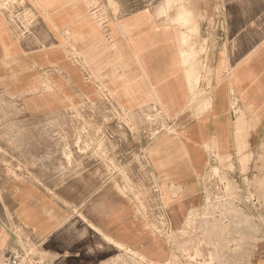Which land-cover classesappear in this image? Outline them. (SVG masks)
<instances>
[{
	"label": "crops",
	"instance_id": "1",
	"mask_svg": "<svg viewBox=\"0 0 264 264\" xmlns=\"http://www.w3.org/2000/svg\"><path fill=\"white\" fill-rule=\"evenodd\" d=\"M20 1L19 4H26L35 18H26L24 8L23 14H19L21 17L17 15L14 20L0 8V86H12L14 96L33 113L62 112L74 102L97 100L101 88L106 92L105 99H111L118 108L138 111L157 102L168 110L172 119L190 117L183 126L188 133L187 138H183V153L165 159V154L150 156L148 152L149 164L160 189L161 185H166L171 194L177 188L183 190L182 196L187 203L183 223L174 227L166 211L173 230L184 233L192 229L189 237L202 230L190 227L189 218L193 210H201L204 204V177H208L209 168L217 161L210 145L216 144L219 154L231 155L233 169L241 181L245 178L238 199L244 211L249 212L251 221L238 236L252 243V264H264V0L193 2L199 10L197 13L205 20L203 33H210L212 42L209 45L211 77L208 88L212 107L200 116L189 112L190 108L176 114L188 106L191 92L186 67L178 51V29L174 25L163 26L158 23V17L147 10L125 15L100 14L90 7L88 0ZM198 69V90H205V73L200 67ZM32 86L38 91L25 93ZM241 114L246 124L238 129L235 121ZM239 147L246 148L249 161L246 172H242ZM87 171L61 176L86 182L84 189L70 188L69 196L91 194ZM21 188L23 190L15 195L53 196V192L40 193L37 188H25V185ZM55 195L67 196V193L59 190ZM245 195L256 196L259 202H246ZM192 203L195 206L188 208ZM51 213L48 206L25 202V209L18 211L25 235L36 240L39 258L55 254L58 255L56 259L64 256L71 262L75 258L73 264H78L79 231L78 223L73 222L77 220L70 213V227H64L67 223H57ZM132 214L135 215L134 206L129 207L123 225L122 218L118 219V228L122 230L123 226L126 235V239H122L111 231L110 224L104 225V218L111 220V216L103 212V223L96 227L101 230L104 241L112 239L125 246H135L139 255L149 261L147 264H172L174 243L168 236L156 234L142 239L150 228L145 221L136 225ZM92 225L87 222L85 230H94ZM135 234L142 239L138 243L140 248L131 245L127 238ZM12 237L6 235L0 222V257L3 253L12 255L15 250ZM235 238L231 241H238ZM219 239L223 242L224 238ZM198 240L201 255L194 248L190 257L197 255L207 259L212 248L208 242L202 244V236L198 235ZM219 246L220 252L224 250ZM92 250L88 245L81 250L80 264H94ZM11 255L5 257L6 261ZM110 260L108 257L98 264H111ZM25 264L33 263L25 261Z\"/></svg>",
	"mask_w": 264,
	"mask_h": 264
},
{
	"label": "rangeland",
	"instance_id": "2",
	"mask_svg": "<svg viewBox=\"0 0 264 264\" xmlns=\"http://www.w3.org/2000/svg\"><path fill=\"white\" fill-rule=\"evenodd\" d=\"M195 1L88 0L90 7L100 14L125 15L147 10L154 13L160 20L158 23H162L163 26L169 24L182 28L176 22L179 11L186 10L192 15L194 23H197L199 28V34L194 36L191 42L194 43L197 51L194 53L193 67L196 66L195 70L200 67V70L205 73L203 78L207 82V88L198 90L199 76L196 71V77H198L195 89L199 95L193 98L194 93L190 90L188 106L181 108L182 110L177 111L176 114L184 113L190 108L189 112L193 111L195 116H200L212 107V97L208 89L211 77L209 49L211 34L203 33L205 30L202 27L205 20L197 13L199 10L193 3ZM19 2L22 1L0 0V8L14 20H17V15L23 14L24 8L26 18H35L32 12L29 13L28 6ZM169 21L173 22L169 23ZM11 88L12 86H0V222L7 236H13L12 230L17 233L19 240L15 239V243L13 242L15 247L25 248V226L20 222L18 211L25 209L26 202L29 205L48 206V210L57 219V223H67L64 227H70L68 221L70 213L75 217L77 221H72L78 223V252L80 253L77 259L78 264H80L81 250L86 245L93 248L94 264L108 257L111 259V264L118 262L147 264L149 261L139 255L140 252L134 248L135 246H125L112 239L108 240V243L100 234L101 230L96 227L103 223V212L108 213L111 220L104 218L106 221L104 225L110 224L111 231L116 236L126 239L123 226L122 230L118 228V219L122 218L123 225L129 207L134 206L135 215L132 214L131 219L136 225L145 221L151 230L148 231L150 234L148 233L142 239L150 235L168 236L171 243H174L172 264H200V262L208 264L204 262L205 260H199L197 255L193 260L188 257L193 256L194 248L201 255V246L199 248V240L197 241L199 232L194 233L192 237L183 235L192 233L175 232L179 229H174L170 235L166 234L164 228L166 211H169L174 227H178L186 216L187 203L183 199L182 188L175 189L173 194L167 190L166 185H161L160 189L157 177L151 170L148 156V152L150 156L165 154V159H171L172 156L183 153V145L185 146L183 138H187L188 135L183 126L190 117L177 116L178 119H172L168 110L164 106H159L157 102L153 106L138 111L118 108L111 99H105L106 92L101 88L99 89L100 97L97 100L74 102L62 112L33 113L26 110L21 99L14 96ZM35 90L38 91L36 86H32L26 89L25 93L36 92ZM192 118L196 119V117ZM242 124L245 125L246 120ZM210 146L217 161L212 163V169L209 168L208 177L211 176L212 170L216 174L220 171L223 180L229 183L228 191L239 192V189L244 187L245 178L241 181L239 174L234 171L233 158L229 154H219L216 144ZM245 151V147H239L242 172L247 171L249 162ZM219 163L221 166L215 167ZM85 170H88L90 180H87V185L90 184L91 194L69 196L70 188L84 189L86 182L71 181L61 176H67L73 172L79 174ZM231 170H233L232 174ZM23 185L25 188H37L36 190L40 193L53 192V196L15 195L23 190L21 188ZM205 189L211 197L210 201H207L209 215H215L219 196L223 199L226 194L220 177H210ZM59 190L67 193V196H54ZM227 197L228 202L231 199L228 195ZM194 206L192 203L188 208ZM196 212L199 213L200 210H193L191 215ZM202 215L200 214V218ZM239 215L242 216L241 221H238L242 227L241 231H245L251 218L246 212ZM223 217L222 220H230L229 215ZM200 221L198 220L195 226L197 229L202 227L201 235L203 234L206 239L209 238L208 241H214L219 237L224 238L223 241L229 240L233 227L228 224L231 222L219 225L211 221L205 229L202 223H199ZM87 222L94 224L92 225L94 230H85ZM112 224L115 226L113 227ZM139 237L138 234L131 238L127 235L132 242L131 245H136L137 248H140L138 243L142 240ZM12 239L14 240L13 237ZM32 240L36 242L33 238ZM34 254H39L36 248ZM9 255L11 254L3 253L0 264H5V257ZM57 256L46 254L43 258H39L41 260L39 264H73L75 261V258L71 262L69 257L64 256L56 259ZM31 263L36 264L33 258Z\"/></svg>",
	"mask_w": 264,
	"mask_h": 264
},
{
	"label": "built area",
	"instance_id": "3",
	"mask_svg": "<svg viewBox=\"0 0 264 264\" xmlns=\"http://www.w3.org/2000/svg\"><path fill=\"white\" fill-rule=\"evenodd\" d=\"M214 164V161H213ZM216 164V163H215ZM220 165L217 164V166L215 167H219ZM212 169V168H211ZM211 171V170H210ZM211 176L210 177H220V182L224 185L225 188V198L222 199V196L220 197L219 200V204L217 206V210L215 215H209L208 212V207H207V201L209 202L211 197L209 194H207L206 190L204 189V193H203V199H204V204L202 206V209L200 210L199 213H194V214H190V218H189V226L192 228H195V225L197 224L198 220H201L199 223L201 224V222L206 225L204 226L205 229L207 227V224H209V222L214 221L217 222L219 225H223L224 223L227 222H231L228 225H231L233 228H231V233H230V237L229 240H225L223 242L220 241L219 237L218 239H215L214 241H208L210 240L209 238L206 239L203 234L201 235V232H199V235L202 236V244L204 243H209L212 244V246H210V248H212L210 255L207 254V259H203L202 258H198L199 260H205L204 262L208 263V264H252V243L248 241V243L245 242V240H242L241 237L238 236V232H241V226L240 223L238 221H241V217L239 215L242 214L243 212L249 213L247 211H244L245 209L242 207V204L240 203L238 196L241 195L240 191L239 192H233L232 190L228 191V186L229 183L223 180V175L220 173L216 174L214 170H212ZM210 177H206L204 182L205 185L207 186ZM232 191V192H231ZM231 199L230 201L227 202L228 197ZM245 200L246 202H253L255 204H257L259 202V200L256 198V196L253 195H245ZM204 213V214H203ZM200 214L202 215V218H200ZM224 215H229L230 216V220H222L224 217ZM212 219V220H210ZM165 221L166 224L164 225L165 228V232L166 234L170 235L171 233L174 232L172 224L169 221L168 216L165 217ZM203 226V225H202ZM202 229V227H201ZM240 230V231H238ZM14 240L18 239V235L17 233L13 230L11 231ZM186 233H193L192 229L189 230H185ZM240 234V233H239ZM185 236L189 237V234H186ZM237 237L235 239H237L238 241H235L231 238ZM19 240V239H18ZM216 241V242H215ZM201 243V241H200ZM17 244V243H16ZM222 245L224 250H222L220 252V246ZM35 243L32 240L31 236L29 235H25V248L23 247H15V250L12 252L11 257L6 261L5 264H21L22 262L25 264L26 262L31 263V258H33L34 262L36 264H39V262L41 261L38 257V254H34L35 252ZM217 248V251H216ZM216 253V254H215ZM190 257V255L188 256ZM191 258V257H190ZM196 257H192L191 260L195 259ZM188 259V258H187ZM207 260V261H206ZM200 264H203L200 262Z\"/></svg>",
	"mask_w": 264,
	"mask_h": 264
},
{
	"label": "bare ground",
	"instance_id": "4",
	"mask_svg": "<svg viewBox=\"0 0 264 264\" xmlns=\"http://www.w3.org/2000/svg\"><path fill=\"white\" fill-rule=\"evenodd\" d=\"M158 15H161V14H158ZM170 22H173V21H169V23ZM176 22L182 27L180 28V27L175 26L178 29L176 38L179 44L178 51L180 54L181 63L183 64L184 67H186L185 73H186V78H187V82L189 85L188 88L194 93L193 98H196L199 95L197 94L198 91H196L195 89L197 87V77L198 76L196 77V70H195L196 66L193 67L195 63L193 62V59L195 57L194 53L197 51H196V47L194 43H191V42L194 36L199 34V28L197 26V23H194L192 15L186 10L179 11L178 16L176 18ZM244 120H245V116L241 114V116L238 117L237 123L235 124V126L238 129H241L243 127L242 122H244ZM240 133H243V132H240Z\"/></svg>",
	"mask_w": 264,
	"mask_h": 264
}]
</instances>
